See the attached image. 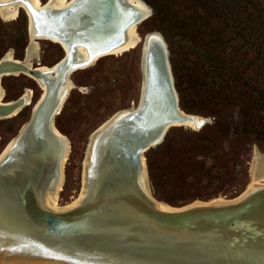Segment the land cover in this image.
I'll return each instance as SVG.
<instances>
[{"label": "water", "instance_id": "obj_1", "mask_svg": "<svg viewBox=\"0 0 264 264\" xmlns=\"http://www.w3.org/2000/svg\"><path fill=\"white\" fill-rule=\"evenodd\" d=\"M57 2L38 8L29 0H0V8L22 3L27 9L24 56L30 39L64 51L47 70L31 69L9 52L0 59V86L2 78L24 73L44 87L0 159V239L17 245L1 246L0 258L10 264H264V183L230 201L182 208L151 192L144 155L169 129L200 131L210 122L180 108L168 44L158 31L143 37L137 106L117 112L96 132L85 199L66 211L47 206L63 176L67 145L55 118L71 75L123 50L131 31L152 16L141 0H70L61 8ZM25 101L23 94L0 103V121L19 114Z\"/></svg>", "mask_w": 264, "mask_h": 264}, {"label": "rangeland", "instance_id": "obj_2", "mask_svg": "<svg viewBox=\"0 0 264 264\" xmlns=\"http://www.w3.org/2000/svg\"><path fill=\"white\" fill-rule=\"evenodd\" d=\"M46 1L40 0L42 4ZM174 1L175 11L181 17H195L193 21L196 27L203 32V43L207 42L206 33L223 31L228 39H234L226 40V44L221 45L228 53L238 47L242 51L247 48L249 52H259V60L250 65L247 76L256 81L264 92V0H207V3L201 4H197L199 0ZM205 5L212 15L209 22L205 18ZM238 7L245 12H241L240 21L235 20L239 17L236 14ZM244 16L251 20L246 21ZM224 18L227 19L226 29L223 28ZM206 22L209 23L208 27L202 26ZM153 31L160 32L166 41L167 37L153 20L152 11V16L137 27V32L143 37ZM167 40L170 41V44L167 43L170 62L173 58L180 61L178 44L169 38ZM27 44V16L23 11L13 22L0 18V59L9 52L14 59L22 60ZM173 44L174 54L171 53ZM37 45L39 59L31 62L33 67L37 64L52 67L64 56L62 48L55 43L39 41ZM250 60L247 59L246 63ZM70 79L73 89L61 113L55 118L57 131L68 139L69 144L58 208L68 207L81 193L82 162L90 135L117 112L137 106L141 86L140 48L103 57L92 67L73 73ZM1 87L5 94L4 102L14 101L29 91L34 105L42 93L38 84L25 75L4 77ZM186 87L184 82L180 89L187 92ZM179 104L185 113L208 118L210 122L200 131L184 126L173 127L161 145L144 155L151 192L156 200L172 208L195 203L226 202L264 183L250 184V169L256 159L253 155L257 153L261 158L259 153L264 154V137L242 135L241 119L236 108L225 109L222 118L226 127L222 130L213 117L183 108L180 97ZM186 107L189 109L193 105L188 103ZM31 109V106L25 107L13 118L0 121V154L29 120Z\"/></svg>", "mask_w": 264, "mask_h": 264}, {"label": "trees", "instance_id": "obj_3", "mask_svg": "<svg viewBox=\"0 0 264 264\" xmlns=\"http://www.w3.org/2000/svg\"><path fill=\"white\" fill-rule=\"evenodd\" d=\"M143 1L152 9L153 20L157 22L159 31L167 39L177 43L180 49L177 52L180 61L171 59V66L182 107L187 111L213 117L222 130L226 127L222 118L225 109L236 108L241 119L242 135L250 137L255 134L264 137V92L256 81L247 76L250 65L259 60V52H249L247 48L242 51V48L238 47L228 53L221 45L226 44V40L234 39H228L223 31L206 33L207 42L203 43V32L196 27L193 21L195 17H181L179 12L175 11L174 0ZM198 3H207V0H199ZM237 4L239 5L235 3ZM241 8L236 9L239 16L235 19L237 21H240L241 12L245 13ZM209 10L205 5V18H208V22L212 18ZM244 18L246 21L251 20L245 16ZM223 21V28L226 29L227 19L224 18ZM208 24L206 22L202 26L208 27ZM171 53H175L174 44L171 45ZM247 59H251L249 63H246ZM184 82L187 84V92L180 89ZM188 103L193 107L188 109Z\"/></svg>", "mask_w": 264, "mask_h": 264}, {"label": "bare ground", "instance_id": "obj_4", "mask_svg": "<svg viewBox=\"0 0 264 264\" xmlns=\"http://www.w3.org/2000/svg\"><path fill=\"white\" fill-rule=\"evenodd\" d=\"M1 1H8V0H1ZM29 1L35 7H38V8H40L43 5L40 2V0H29ZM48 1H50V0H47L46 2H48ZM69 3H70V0H58L57 7H60V8L61 7H65ZM21 11H23L26 14V16H28L27 9H26L25 5H23L22 3L11 5V6H8V7H5V8H0V18L3 21H6V22H8V21L13 22L18 17L19 12H21ZM131 35H132V40L127 45V47H125L123 50H121L119 52H116L114 55H119V54H122L124 52L131 51V50H134V49H137V48H140V55H141L142 42H143V37L144 36L141 37L137 32L135 33L134 30L131 31ZM37 46L38 45H37L36 40L35 39H30L29 40V45H28L27 50L25 52V56H24L25 63L31 69L35 68V67H33L31 62L35 61V60H38L39 54H38ZM11 56H12L11 53H9V57L10 58H12ZM38 68H41L42 70H47L50 67H44V66H40L39 65ZM140 73H141V66H140ZM19 75H25L26 77L30 78L31 80L35 81L38 84V86H39V88L41 89V92H42L41 96H40V98H41L42 95H43V92H44V87H42V85H40V83L35 78L31 77L30 75H27V74H24V73H20ZM72 89H73V84H71V90ZM140 89H141V86H140ZM24 94L26 95L25 107L31 106L32 109H33L35 104L34 105L32 104V95H31V93L29 91H25ZM4 96H5L4 90L0 86V103H8V102H4ZM32 109H31V111H32ZM103 126H104V124L102 126H100L97 130H95L89 137V141H88V145H87L86 153H85V158L83 159L84 162H82L83 163V172L81 170V172L83 173V175H82V177H83V179H82L83 180L82 190H81V193L78 195V198L75 199L70 205H68V207L65 206L66 208H58V204H57L58 195H59V193H61L60 191L62 189V185H63L62 183L64 182L63 181L64 177L61 174V179L59 181V184H58L56 190L53 191V192H50L49 193V197L46 200V204L51 210H53L55 212L56 211L70 210V209L75 208L77 205H79V203H81L85 199V196H86V193H87V187L89 188V186H88V178H89V175H90V167H91V149H92V144L95 141L96 132L99 131L100 129H102ZM185 127H188V128H191V129L193 128V126H191V125L190 126H185ZM56 132L65 141V143L67 145V147H66L67 148V152H66L67 154L65 155V157H64V159H63V161L61 163V170H62V168L64 167V165L66 163V160H67V155H68V151H69L68 150L69 149V147H68L69 144H68V139H66L65 136L60 134L58 131H56ZM11 143H12V141L5 147L3 152L0 154V159H1V157H3V155L9 149ZM253 156H256V159H254L253 164H252L251 169H250V184L254 186V185L258 184V183L264 182V158L263 157L259 158L257 153L255 155H253ZM13 168L14 167H10L9 166V168H8L9 170L7 169L8 172H10L12 174L13 171L15 170ZM251 189H252V187H251ZM12 242L15 243L14 241H12ZM1 246H6V247L11 248V249L13 247H17L16 243L15 244H11V243L4 244L2 239H0V248H4V247H1ZM7 250L8 249H6L4 251L6 253H9V251H7ZM25 262L26 263H23V264H29L28 262H30V261H25ZM0 264H10V263H9V261H6L5 258L3 257V258H0Z\"/></svg>", "mask_w": 264, "mask_h": 264}]
</instances>
